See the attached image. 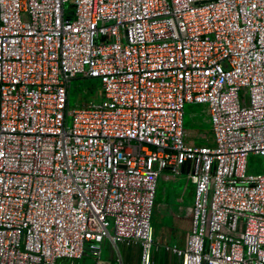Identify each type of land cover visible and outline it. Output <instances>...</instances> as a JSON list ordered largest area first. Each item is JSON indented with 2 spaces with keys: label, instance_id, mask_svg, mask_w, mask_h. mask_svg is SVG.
Listing matches in <instances>:
<instances>
[{
  "label": "built area",
  "instance_id": "built-area-1",
  "mask_svg": "<svg viewBox=\"0 0 264 264\" xmlns=\"http://www.w3.org/2000/svg\"><path fill=\"white\" fill-rule=\"evenodd\" d=\"M100 83L73 107L75 80ZM206 105L214 145L187 141ZM264 0H0V264H151L158 180L195 186L182 264H264Z\"/></svg>",
  "mask_w": 264,
  "mask_h": 264
},
{
  "label": "crops",
  "instance_id": "crops-1",
  "mask_svg": "<svg viewBox=\"0 0 264 264\" xmlns=\"http://www.w3.org/2000/svg\"><path fill=\"white\" fill-rule=\"evenodd\" d=\"M207 113L209 114L208 108ZM186 134L189 143L198 145L193 133L186 130ZM211 135L212 137L206 140L207 144L205 145H214L213 130H211ZM161 177L165 181V193L162 200L156 201L155 198V212L159 216V220L156 223L151 222L154 243L150 254L151 264H182V260L172 249L174 247L184 248L187 236L192 229L195 186L193 184L192 206L188 207L185 205L188 183L190 182L187 179V167L182 169V174L177 179H174L169 171L164 172ZM184 181L186 185L177 189V185ZM100 257L103 260L111 261L112 264H141L142 247L136 242H121L114 245L109 239H106L102 245ZM97 258V253L87 250L83 259L78 261L62 259L59 264H96Z\"/></svg>",
  "mask_w": 264,
  "mask_h": 264
},
{
  "label": "rangeland",
  "instance_id": "rangeland-1",
  "mask_svg": "<svg viewBox=\"0 0 264 264\" xmlns=\"http://www.w3.org/2000/svg\"><path fill=\"white\" fill-rule=\"evenodd\" d=\"M102 100V91L99 81L91 79L75 80L71 85L70 103L73 107H81L87 104H98ZM206 105H187L185 114V127L190 133H193L195 141L198 145L207 144V139L211 138V130L213 129L210 114L207 113ZM203 138V139H199ZM198 139V140H197ZM248 170L250 173H262L264 171V158L252 155L248 159ZM185 181L177 185V189L184 187ZM194 186L192 182L188 183L186 193V203L188 207L192 206ZM165 193V181L160 177L157 185L156 201L162 200ZM154 206L152 223L159 220V216L155 212Z\"/></svg>",
  "mask_w": 264,
  "mask_h": 264
}]
</instances>
